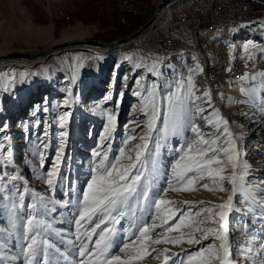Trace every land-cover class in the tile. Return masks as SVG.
I'll return each mask as SVG.
<instances>
[{"label":"rangeland","instance_id":"1","mask_svg":"<svg viewBox=\"0 0 264 264\" xmlns=\"http://www.w3.org/2000/svg\"><path fill=\"white\" fill-rule=\"evenodd\" d=\"M159 1L136 0L139 4V14L147 16L152 13ZM180 7H185V4L178 6L177 9ZM115 19L116 8L112 0L111 2L110 0H0V53L5 54L7 52L2 51L9 49L11 53H37L42 48L54 44L52 40L58 39L62 29L76 25L88 28L87 38L89 39L110 41L127 36L115 37L114 33L122 27L131 28L137 21L135 19L136 21L131 26L120 24L114 28ZM50 24L53 26L51 41L42 39L43 36L35 35L38 27L42 28ZM141 25H137L138 27L136 26L133 31ZM249 42L251 43L248 49L252 45L264 42V37H249L242 42L241 47L243 48ZM147 43L148 50L138 51L142 58L141 68L136 74L130 76H128L130 71L128 61L123 62L122 68H116V60H109L105 55L107 51L99 49L104 52L103 55L84 58L87 62L93 61L98 64L101 70L102 75L94 83L82 76L71 85L69 80L63 82L64 77L58 75L54 77L52 84H47L49 81L44 82L41 79L42 74L34 73L33 78L29 76L28 71H23L19 75L14 70L11 71L12 73L8 72L7 77H0V84L5 86L0 87V145H3L0 148V228L7 226L12 200L15 199L19 203L18 197H14L13 193H24L25 206L37 203L39 197H44L50 202L44 218L52 226L45 233V238L54 245V248L49 249L51 264H79L81 259L79 247L82 244L77 240L75 219L78 217L80 208L77 202L82 199L92 167L103 159L104 154H107L108 161L115 162L118 166L130 163L127 159L129 155L127 150L134 144L140 143L139 138L147 132L146 123L149 117L145 115V112L150 113L152 107V97L148 95V89L152 88L153 92L157 93V106L163 107L166 101L161 100L162 93L176 90L175 85L180 81L187 83V79L183 77H174L169 80L172 69L165 70L158 61L153 62L150 59L153 56L162 58L185 51L192 54L196 63L202 66V54L192 45L194 43L190 36H188V41L175 49H168L161 39L154 35L147 40ZM236 47L237 44L234 42L227 44L230 53H233ZM194 49L197 50L196 53L193 52ZM149 50L153 56L145 53ZM9 59L17 60L16 58ZM157 70L161 75L156 74ZM260 71H264V68L254 72ZM126 78L129 80L125 81ZM158 79L160 84H154ZM173 79H176V82L170 88L168 82H173ZM137 80L140 81L139 84ZM196 84L210 92L211 99L222 116L220 118L226 120L230 130L239 137L236 141L239 153L237 175H241L245 170L240 167V164L248 162L249 170L256 176L244 175L243 187L238 182L237 191L234 194L232 184L226 179L224 181L218 178L201 180L198 174L194 173L197 179L191 185L190 190L185 191L184 188H189L187 182L183 185H179L175 179L169 182L171 168L180 155L177 150L183 144L184 137L169 136L165 140L160 138L162 137L161 132H154L146 153L149 159L145 161L150 166L151 157L155 156L159 186L153 191L158 192L160 198L177 201L178 203L170 207L187 213L185 222L173 231H165V228L170 227L174 221L163 225L155 208L150 207L148 213L151 215L145 214L142 217L148 224L158 225L150 233V238L143 240L139 237L138 230H134L135 235L125 240L127 233L124 230L130 228V220L127 217L123 218L120 224L112 225L117 229L118 235L116 237L117 246L111 251V255L120 256L122 260H129L130 257L136 256L138 254L136 250L143 246L146 253L144 258L130 260V264H165V256L169 257L168 264H179L181 260L187 264L188 256L199 251L201 247L207 249L209 245H213L218 249L220 240L216 238V235L217 232L224 231L227 234L230 259L233 264H264V200L259 197L264 196V191H262L264 190V109L259 104L260 96L256 95L254 102L252 97L242 94L241 87H252V84L248 81H239V96L234 98V102L229 103L228 86L219 92L202 78ZM259 85L260 78L257 77L255 82L257 89ZM213 91L217 93L216 97ZM138 92L140 95H137ZM215 100L219 104L222 103L227 114L222 113L220 107L214 102ZM65 101H67L66 105L62 106ZM75 101L82 106L80 110L78 106H75ZM97 104L103 107L100 114L97 111L87 112L88 109L95 108ZM95 114L98 115L94 116ZM109 114L115 117L114 124L111 126L108 121ZM250 115L252 119L250 121L254 123L248 126L245 123ZM61 117H64L63 124H61ZM209 120L213 123L203 121L205 124L203 134L212 138L217 132L216 117L211 116ZM257 122L263 123L258 136L252 132L253 126L258 125ZM138 125L140 127H137ZM157 127L163 128L162 118L157 121ZM243 127L246 128L242 129ZM62 132L65 136L61 150L60 134ZM186 135L189 140L194 139L190 131ZM129 136H133L134 139L129 140L126 145L124 141ZM157 138H160L158 153ZM254 143L260 146L252 147L251 144ZM121 148L125 149V153L117 161L116 157L121 155ZM57 152H61L60 160H57ZM97 153L100 155H95ZM131 155L134 157L135 153L132 152ZM42 157L43 166H41ZM224 159L226 160V157ZM255 162L261 164L262 172L256 173L258 170L254 168ZM56 165H58V172L52 177L54 186L49 187L46 183L48 173ZM220 167L224 169L223 176H231L230 164H222ZM5 173L8 176L19 175L20 179L10 181L5 178ZM203 183H207L208 188H204ZM25 186L27 191H25ZM249 186L252 187L249 188ZM165 188H168L167 192H164ZM229 195L233 196L232 204L229 209H224L225 228L220 229L219 217L215 214L221 209L215 206L225 203ZM4 197L8 198L4 199ZM53 208L55 211H52ZM25 211H27L26 208ZM152 215H156L157 218L153 220ZM175 221H179V216L175 217ZM96 223H99V220H96ZM103 227L102 225L101 229L97 230V234L93 236L90 247H94L95 240L99 239L98 233ZM206 227L213 228L215 231L204 239L198 232H195V229ZM85 229L90 230L88 225H84L80 232L83 233ZM189 232L195 233L194 238L201 241L199 245L187 243L188 237L185 234ZM165 236L173 238L183 236V238L175 244L171 242L154 243L156 240L163 241ZM4 239L7 240V245L0 249V264H23L21 251V248L25 246L23 242H17L15 237L5 236ZM126 242L130 244V247L125 252H120L119 249L124 247ZM85 243H87L86 237ZM241 249H250V251L242 257ZM175 253L179 256L173 255ZM13 257H18V259L13 260ZM197 259L199 258L194 257V261ZM37 260L39 264H44L42 254L37 257ZM215 264H218V261Z\"/></svg>","mask_w":264,"mask_h":264},{"label":"snow or ice","instance_id":"2","mask_svg":"<svg viewBox=\"0 0 264 264\" xmlns=\"http://www.w3.org/2000/svg\"><path fill=\"white\" fill-rule=\"evenodd\" d=\"M248 44L244 45L245 51L249 48ZM195 59V58H194ZM139 67V65H137ZM196 68L199 69L200 65L197 64ZM194 70H189L187 77V83L180 81L176 85V90H169L168 93L161 98L162 101H166L163 107H158L156 103L157 93L153 92L152 88L148 89V95L152 97L151 112H145L148 115V121L146 123L147 132L142 135L140 143L134 144L127 151L129 155L127 159L130 161L127 165L118 166L115 162L108 161L107 154H104L103 159L99 160V163L92 167L91 176L87 182L86 188L83 190L82 199L77 203L80 205L78 217L75 219L77 226V240L80 241L82 246L79 247V256L81 257L79 264H130V260H140L146 255L143 246L137 249V255L130 257L129 260H122L120 256L111 255V251L117 246L116 237L118 235L117 229L112 227L113 224H120L123 218H129L130 228L125 229L127 233L125 240H128L135 235L134 230H138L139 237L143 240L150 238L152 233L158 225L148 224L142 219L145 214L148 213L150 207H154L156 214L162 219L163 225H168L169 221H174L170 227H166L165 231H173L184 224L185 213L181 209H173L170 205L178 203L177 201H169L160 198L158 192L153 191L159 186L158 183V169L156 166L155 156L151 157V164L149 166L147 161L149 157L146 153L149 150V142L153 139L154 132H161L163 139H167L169 136H181L184 137V142L177 150L180 155L175 160L171 168V177L179 185H183L185 182L189 185V188L183 190L188 191L191 185L196 181L198 174L199 179L206 178H218L220 181L225 179L232 184V190L235 194L237 191L238 182L243 187L244 175L246 171L241 175H237V161L239 159V153L237 152L236 141L239 139L229 128L228 122L223 120L222 134L221 130L217 128V134L212 138H205L202 134L200 126L196 123V119L199 117L204 119L209 124L213 121L209 120L208 116L203 115L206 111L204 107L200 106L201 101H206L211 105V96L208 90H205L201 96L195 95L196 85L193 83ZM157 75L161 73L157 70ZM257 77L260 78V92L257 93L255 82ZM241 81H248L252 84V87H241L242 94L252 97L255 102L257 94L260 96L259 104L264 109V71L253 74L245 73L241 77ZM139 84L140 81H137ZM140 95V93H137ZM246 102V101H242ZM67 103V101H65ZM163 128L157 127V121L161 120ZM223 118H221L222 120ZM64 117H61V124H63ZM109 125H113L115 117L111 114L108 115ZM218 123V122H217ZM137 127H140L139 125ZM135 131V130H133ZM190 131L194 135V139L189 140L186 133ZM61 150L63 149V139L65 133H61ZM223 137L228 139L225 141V145L219 144L218 141ZM156 141V150L160 148L159 139ZM133 136H129L124 143L127 145L129 140H133ZM3 145H0L2 148ZM134 152V157L131 153ZM120 156L116 157L119 161L125 153V149H120ZM99 156L100 154H95ZM226 157V160L224 159ZM61 152H57V160H60ZM143 158V160H142ZM9 156V161H10ZM43 166V157L41 158ZM231 165V176L225 177L222 175L224 171L220 165ZM213 165H216L213 167ZM242 169H247V164H240ZM58 172V165L54 166L53 170L48 173V179L46 183L49 187L54 186V180L52 179ZM5 178L10 181L20 179L19 175L8 176L4 174ZM204 188H208L207 183H203ZM222 187V186H221ZM252 186H249L251 188ZM175 190V189H174ZM25 191L27 187L25 186ZM168 188L164 189L167 192ZM264 191V190H262ZM14 197H18L19 203L15 199L11 202V208L9 210V218L7 226L0 228V249L7 245L5 236L12 238L15 237L16 241H22L25 246L21 248L23 253V264H39L37 257L43 255L44 264H51L49 258V249L54 248V245L45 238V233L51 229V224L47 223L44 216L48 211L49 201H46L44 197H39L37 203L24 204V193H13ZM8 197H4L7 199ZM233 196L229 195L225 203L216 205L221 209L220 212L215 215L219 217L220 229L225 228V211L231 207ZM247 202V200H246ZM187 203V202H185ZM25 208L27 211H25ZM55 211V208L52 209ZM179 216V221H175V217ZM153 220L157 218L156 215H152ZM213 218V217H209ZM99 220V223H96ZM88 225L89 229H85L83 233L80 232L81 227ZM94 225V226H93ZM99 231V239L95 240L94 247H90L93 240V236ZM215 230L210 227L196 228L195 232H198L204 239ZM188 239L187 243L190 245H199L200 240L195 239V233L189 232L185 234ZM85 237L87 243H85ZM181 237H164V240H156L154 243L171 242L173 244L179 242ZM216 238L220 240L218 249L213 245L203 248L199 251L193 252L188 256L187 264H229L230 252L227 241V234L224 231L217 232ZM251 241H249L250 243ZM135 243V241H133ZM130 247L129 243H125L124 247H121L120 252H125ZM58 251V249H57ZM156 251V250H154ZM167 251V249H165ZM250 249H241V254L246 255ZM207 253V255H205ZM179 256L178 253L173 254ZM195 258H199L194 261ZM214 258V259H213ZM13 260L18 257H13ZM67 259V257H65ZM169 257L165 256V264H168ZM179 264H185L183 260Z\"/></svg>","mask_w":264,"mask_h":264},{"label":"bare ground","instance_id":"3","mask_svg":"<svg viewBox=\"0 0 264 264\" xmlns=\"http://www.w3.org/2000/svg\"><path fill=\"white\" fill-rule=\"evenodd\" d=\"M186 3H188V0H173L170 3L163 5L160 8L157 16L154 18V20L139 35L134 36L125 42L116 43L108 47H99L91 43L82 42V39H86L89 36L88 28L84 27L83 25H76V26H69V27L62 29L60 31L58 39L52 40L54 44H51L50 46H48L47 49L42 53L37 52L34 55V57L15 56L13 55L14 53H11L12 51H10V49L6 51H2V52H7V53L5 54L0 53V77H3V76L5 77L8 72H11L12 70H14L15 72H18L19 75H21L23 71H28L30 73L29 76L33 78H34V73H39V75L42 74L43 76L41 77V79L44 82L49 81V83L47 84H52L54 81L53 80L54 77L58 75H62L64 77L62 78L63 82L69 80L71 85L74 82H77V80H79L82 76H84L85 79H88L94 83L96 79L102 75L101 70L98 67V64H96L93 61L87 62L84 60V58L93 57L95 55H103L104 52L99 51V49L103 51L105 50L107 51L105 55L108 57L109 60H116L117 62L116 68L118 67L122 68L123 62L128 61V64H130V71L128 73V76H130L131 74H136L137 70L141 68V64H142L141 62L142 58L138 54V51L140 50L146 51V49L148 50L149 48H148L147 40H149V38L156 31H158L159 28L169 23L171 14L173 13V11L177 10L178 6L182 4L186 5ZM52 30H53L52 24H50L49 26L42 27V28L38 27V30L35 33V35H37L38 37L43 36L42 39H47V41H51ZM55 42H59V43H55ZM145 53H147L148 56H153L150 50ZM9 58H16L17 60L9 59ZM194 58L195 57H193L192 54H190L189 52L182 51L180 53H177L174 55H168L162 58L160 57L156 58L153 56V58H151L150 60L153 62L158 61L165 70H167V68L172 69L171 76H169V80L174 77L175 78L183 77L187 79L189 75V70L193 69L194 70V72L192 73L193 83L197 86L196 83L199 82L200 78L202 77L203 66L199 64L200 68L197 69L196 65L198 63H196ZM18 59H22V60L24 59V60L22 61ZM137 65H139V67H137ZM173 66L175 67L173 68ZM17 80L20 82V78H18ZM128 80L129 78L125 79V81H128ZM37 81H40V80H37ZM174 82H176V79H173V82H168V85L170 88L174 86L173 84ZM237 82L238 81H236V78L233 77L229 80L227 84L228 94L230 95L229 103L233 101L236 96H239V84ZM154 84H160L159 79L156 80ZM3 86H4L3 84H0L1 88H3ZM258 88L259 89L257 90H259L260 92V87ZM4 89H7V88H4ZM173 89H175V87ZM204 91H205L204 89L197 86L195 95L200 96L203 94ZM166 94L167 93H162V96L164 97ZM257 95L259 96V94ZM199 103L202 104L201 107H204L206 109L203 115L205 116L210 115L209 117L211 116L216 117L215 129L217 130V128L219 127L221 130V134H222L224 119L221 120L220 118L221 114L213 106L212 101H211V105H209L206 101H201ZM65 105L66 103L63 104L62 106H65ZM12 106H14V104ZM75 106H78L79 110L82 108L80 104H77V101H75ZM102 110H103V107H101L100 104L99 105L97 104L95 108L90 109V110L88 109L87 112L95 113L97 111L100 114ZM97 115L98 114H95L94 116H97ZM250 120H252L251 115L248 117V119L246 120L247 122L245 124L248 126H251L254 122ZM203 121L204 119H201L199 117L197 118V121H196V123L200 127L203 126V128H201L202 134L204 133L203 130L205 128V124ZM256 124L258 125L253 126L252 132H255L256 134L254 135L258 136V133L260 132L261 126L263 125V123L257 122ZM244 128L246 127H243L242 129ZM216 134L217 132L214 134V136ZM203 135L205 136V138H211L210 136H207L206 134H203ZM227 139H228L227 137H223L222 139H220L218 143L225 145V147H227L225 143ZM251 145L252 147L260 146L258 144L255 145V143ZM255 165L256 166L254 168L258 170L256 171V173H260V171L262 172V169H260L261 164H257V162H255ZM245 171H246V175L250 174L251 176H256L249 170V168L244 170V172ZM259 197H261L264 200V196H259ZM241 256L244 257L245 255L241 254ZM229 264H233L231 262V259L229 261Z\"/></svg>","mask_w":264,"mask_h":264},{"label":"built area","instance_id":"4","mask_svg":"<svg viewBox=\"0 0 264 264\" xmlns=\"http://www.w3.org/2000/svg\"><path fill=\"white\" fill-rule=\"evenodd\" d=\"M112 1L116 8L114 28L120 24L131 26L139 14L138 2ZM153 35L168 49L179 47L190 36L203 57L202 80L219 92L231 78L239 83L245 73L264 68V42L247 51L241 47L249 37H264V3L254 0H190ZM229 42L237 44L233 53L227 49Z\"/></svg>","mask_w":264,"mask_h":264},{"label":"water","instance_id":"5","mask_svg":"<svg viewBox=\"0 0 264 264\" xmlns=\"http://www.w3.org/2000/svg\"><path fill=\"white\" fill-rule=\"evenodd\" d=\"M171 1H173V0H160L157 3V5H156L154 11L152 12V14L150 15V17L137 30L133 31L132 33H130L127 36L118 37V38H115V39L110 40V41L86 38V39H82V42L91 43V44H94V45L99 46V47H108V46H111V45L116 44V43L125 42V41L129 40L130 38L139 35L146 27H148L150 25V23L154 20V18L157 16L160 8L163 5L170 3ZM254 1H257V2H260V3H264V0H254ZM46 49L47 48H42L39 52L42 53ZM35 54L36 53L21 52V53H14L13 55L19 56V57L20 56H24V57H34ZM211 101L213 103V100L212 99H211ZM213 106L215 108H217V106L214 103H213Z\"/></svg>","mask_w":264,"mask_h":264},{"label":"trees","instance_id":"6","mask_svg":"<svg viewBox=\"0 0 264 264\" xmlns=\"http://www.w3.org/2000/svg\"><path fill=\"white\" fill-rule=\"evenodd\" d=\"M110 2H111V0H110ZM151 14L152 13H149L147 16H145L144 14H141V15L139 14L138 17L136 18L137 21L135 20L136 23H134V25L131 28L130 27H122V29H120L118 31H115V33H114V35H116L115 37H118L120 35H128L129 33H131L136 28L137 25L139 26V25L143 24L150 17ZM210 85L212 86L211 83H210ZM212 88H214V87H212ZM213 93H214V96L217 94L214 91H213ZM214 102L220 107V109H221L223 114H227L226 111L223 108L222 103L219 104L216 100Z\"/></svg>","mask_w":264,"mask_h":264}]
</instances>
